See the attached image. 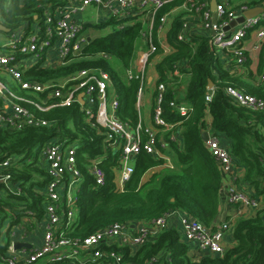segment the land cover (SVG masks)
Returning a JSON list of instances; mask_svg holds the SVG:
<instances>
[{
	"label": "trees",
	"instance_id": "trees-1",
	"mask_svg": "<svg viewBox=\"0 0 264 264\" xmlns=\"http://www.w3.org/2000/svg\"><path fill=\"white\" fill-rule=\"evenodd\" d=\"M50 2L0 0V24L8 33L18 29L27 32L41 22L42 10ZM184 2L169 0L157 10L151 30L157 48L151 55L153 60L164 54L157 42V30L159 19L168 15L163 38L171 52L156 63L155 84L165 87L162 118L174 125L173 130L162 134L168 144L165 155L172 168L164 167L162 159L141 152L131 159L133 172L122 190H118L114 179L119 168L120 149L106 140L105 131L94 126L78 104L46 112L23 104L47 125H22L14 129L0 126V162L19 158L9 168V184L18 193L12 194L0 185V264H3L1 258L6 255L9 238V229L3 231L4 225L15 226L24 219L23 211H32L35 214L26 219L27 231L31 232L33 219H43L46 199L41 191L48 178L41 161V150L50 143L75 148L78 178L73 216L65 231L69 237L82 240L112 224L150 226L169 211L188 216L214 230L223 179L215 158L201 139L203 132L217 137L232 157L234 166L244 170L241 191L258 203L253 215L233 221L229 230L232 242L224 253L194 257L180 232L173 227H166L134 250L118 242L103 245L102 249L120 255V264H264V112L247 110L225 93L226 88L231 87L264 101V80H260L264 74V41L259 48L255 73L250 68L249 58L238 67L233 63L227 65L223 58L213 54L209 36L200 28L198 20L193 21L184 39L178 40L182 24L190 15L182 10ZM231 3L234 7L255 8L262 6L264 0H231ZM122 22L125 25L120 27ZM94 27L110 30L89 40L81 60L55 70L33 66L22 72L21 80L57 84L80 70L101 69L110 79L108 94L113 91L117 96L116 117L135 128L139 122L136 107L139 82L128 80L126 71L131 68L137 51L147 48L142 38L146 26L137 17H130L124 20L107 18ZM87 28L89 25L85 24L84 30ZM4 75L0 70V82L14 94L36 102L44 98L42 94L21 90L16 81ZM209 81L213 85V94L210 101H206ZM7 98L6 93L0 95V110ZM170 103L185 105L189 112L181 117ZM171 133L174 140L169 138ZM92 162L104 172L102 185H95L89 172ZM155 168L156 171L144 181V175ZM64 201L63 195L61 214L64 213ZM65 221L66 218L62 221L63 229Z\"/></svg>",
	"mask_w": 264,
	"mask_h": 264
},
{
	"label": "built area",
	"instance_id": "built-area-1",
	"mask_svg": "<svg viewBox=\"0 0 264 264\" xmlns=\"http://www.w3.org/2000/svg\"><path fill=\"white\" fill-rule=\"evenodd\" d=\"M50 1L42 10L41 22L34 24L27 32L18 29L6 34L7 42L0 46L1 72L16 81L21 90L42 94L44 98L36 102L16 95L0 82V95L6 93L8 96L3 110H0V126L14 129L22 125L34 127L47 125L46 121L36 118L23 104L33 106L41 112L59 107L70 108L78 104L87 118L93 121V125L105 131L106 140L120 149L119 168L116 170L114 179L118 190H122L133 172L129 162L141 152L162 159L164 165L172 168L170 159L165 155L168 144L162 134L173 130L174 125L166 123L162 118V101L165 92L163 84H155L154 87L151 126H144L139 118L136 127L130 128L116 117L117 96L113 91L108 94V87H111L110 79L101 69L80 70L57 84L21 80L22 72L33 66L55 70L82 59L83 50L90 38L84 30V25L88 22H83L81 16L88 8H93L96 14L103 13L105 18L102 21L107 18L124 20L137 17L146 24V31L142 33V38L147 48L137 51L131 68L126 71V77L128 80L139 82L136 95V107L139 110L145 88L146 68L152 62L151 55L157 49L151 34L155 13L169 0ZM210 3L211 0H185L182 10L190 15L182 24L178 40L182 41L185 32L193 26V21L198 20L200 28L209 36L213 54L223 58L227 65L233 63L235 67H238L249 58V52L258 51L264 41V12L252 18H244L235 27L225 30L237 17L243 16V13L252 8L246 5L234 7L231 0H215V10L212 12ZM213 13L216 15L215 23H213ZM167 16L164 15L159 19L157 42L168 24ZM124 25L125 22L120 23V27ZM158 43L162 47V43ZM260 80H264V74ZM225 93L235 104L247 110L264 112L262 100L231 87H227ZM79 94H82L83 104L78 101ZM212 94L207 93L206 101H210ZM170 106L177 110L181 117H185L189 112L185 105L170 103ZM169 138L174 140L172 133ZM204 143L217 162L223 182L230 179L233 183L235 166L227 149L217 137L209 133ZM41 161L48 178V182L41 191L46 199L43 206V219L40 221L33 219L32 231L28 232L26 219L35 213L32 211L21 213L24 219L15 225V230L9 232L6 255L1 258L3 264H120V255L114 252L107 253L102 249L103 245L118 242L132 250L139 248L165 229L170 216L174 214L180 218L183 241L195 244L200 255L220 256L226 250L224 237L227 232H230L228 223H221L211 230L192 218L174 211L165 213L154 220L150 226L142 224L131 229V225L112 224L82 240L69 237L65 231L69 228L73 216L76 195L73 187L78 178V172L75 169V148L50 143L41 150ZM14 163H16L14 158H7L0 162V185L12 194H17L18 190L15 191L9 184V168ZM89 172L95 185L103 184L104 172L96 162L89 165ZM231 183L229 182L230 185L225 187L229 205L252 208L257 206L254 199L246 192L237 190ZM63 195L65 196L64 204H62L64 213L61 214L60 200ZM64 218L66 221L63 229ZM15 244H27L29 247L15 249Z\"/></svg>",
	"mask_w": 264,
	"mask_h": 264
},
{
	"label": "crops",
	"instance_id": "crops-1",
	"mask_svg": "<svg viewBox=\"0 0 264 264\" xmlns=\"http://www.w3.org/2000/svg\"><path fill=\"white\" fill-rule=\"evenodd\" d=\"M103 18H105L103 16V13L96 14L95 10H94V14L92 17L93 22H91V23L88 22L86 24L89 26L92 23H93V25H96ZM145 26H146V24H145ZM163 34H164L163 32L160 34V39L158 38V42L162 43V49L164 50V54L158 56L157 58H154L152 60V62L148 65V67L146 68L145 88H144V91L142 94L141 103H140V107L138 110L140 120L142 121L143 125L147 126V127L151 126V119L150 118H151V113H152L154 87H155V83L157 80L155 65L157 62H159L160 58H163L164 55L171 52L170 47H168L164 42ZM249 53H250L249 58L251 61V67L250 68H251L252 72L255 73L257 61H258L259 50L254 51V52H249ZM142 107L145 108L144 115L140 114V110ZM129 164L131 165V162H129ZM170 165H171V162H170ZM164 167H168V166L164 165ZM157 169H159V168H157ZM155 171H156V168L149 171L148 173H146L143 177V180L145 181L151 175V173L155 172ZM115 175H116V173H115ZM243 177H244V170H242L241 168L235 167V169H234V180L232 181L233 183H231L230 179L224 180V182H222V184H221L222 188H221L220 195H219V214H218V217L216 219V225L217 226L219 224L225 223V222H227L231 226V224L233 223L234 220L249 217V216L253 215V213L255 212V210L258 206V203H257V206L255 208H252V207H246V206H231L227 202L225 187L230 185L229 184V182H230L231 184H233V186L237 190H240V191L243 190L244 185L241 182ZM73 188H74V191H76L77 190V184L74 185ZM179 219L180 218L177 214L171 215L169 220H168L167 227L176 228L178 231L181 230ZM140 225H142V224L141 223H135L134 225H131L132 226L131 229L137 228ZM39 238H40V234L38 235V239ZM231 242H232L231 233L227 232L225 234V237H224V245L226 246V248ZM187 245L189 247L190 254L193 255L194 257H199L200 254L196 248V245L192 244V243H187Z\"/></svg>",
	"mask_w": 264,
	"mask_h": 264
},
{
	"label": "water",
	"instance_id": "water-1",
	"mask_svg": "<svg viewBox=\"0 0 264 264\" xmlns=\"http://www.w3.org/2000/svg\"><path fill=\"white\" fill-rule=\"evenodd\" d=\"M210 9H211L212 12H214V10H215V0H211ZM263 12H264V3L260 7L252 8V9L248 10L247 12L243 13V16L237 17L233 22L230 23L229 27L226 28L225 30H228L229 28L235 27L236 24L241 23L244 18H252V17H255V16H257V15L263 13ZM212 18H213V23H215L216 22L215 13H213ZM0 32L8 33V30L4 26H2L0 24ZM207 88H208V92H207L208 95H211L212 94L213 85H212V83L210 81L208 82ZM78 101L80 102V104H83L82 94L78 95ZM201 139H202L203 142L207 141L208 133L207 132H203L201 134ZM130 227H132V226H130ZM21 247L28 248L29 245H27V244H15V246H14L15 249H19Z\"/></svg>",
	"mask_w": 264,
	"mask_h": 264
},
{
	"label": "rangeland",
	"instance_id": "rangeland-1",
	"mask_svg": "<svg viewBox=\"0 0 264 264\" xmlns=\"http://www.w3.org/2000/svg\"><path fill=\"white\" fill-rule=\"evenodd\" d=\"M93 14H94L93 8H88L86 10V12L84 14H82V16H81L83 22H90V23L93 22V19H92ZM94 26L95 25H93V23H92L89 26V28H87L85 30L86 31V35L88 37H90L91 39L96 38V37L103 36V35L107 34L109 32V30H110L109 28L98 29V28H95ZM6 42H7V38L5 37L4 34H1L0 33V46L3 45V44H5ZM4 76L7 79H10L11 80V78L9 76H7V75H4ZM144 113H145V108L142 107L141 110H140V114L144 115ZM18 159H19L18 157H15L14 158V160L16 162H17ZM7 229H9V232H11V231L15 230V226H12V227L9 228L8 224H5L4 225V228H3V231H6ZM179 232H180L181 239L183 240V235H182L181 230H179Z\"/></svg>",
	"mask_w": 264,
	"mask_h": 264
}]
</instances>
